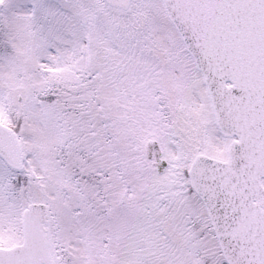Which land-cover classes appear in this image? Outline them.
Here are the masks:
<instances>
[{
    "label": "snow or ice",
    "instance_id": "obj_1",
    "mask_svg": "<svg viewBox=\"0 0 264 264\" xmlns=\"http://www.w3.org/2000/svg\"><path fill=\"white\" fill-rule=\"evenodd\" d=\"M0 264H264V0H0Z\"/></svg>",
    "mask_w": 264,
    "mask_h": 264
}]
</instances>
